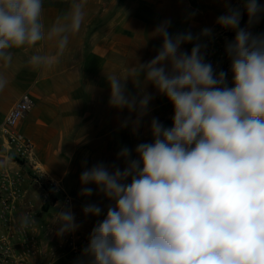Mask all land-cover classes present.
<instances>
[{
    "label": "clouds",
    "instance_id": "obj_1",
    "mask_svg": "<svg viewBox=\"0 0 264 264\" xmlns=\"http://www.w3.org/2000/svg\"><path fill=\"white\" fill-rule=\"evenodd\" d=\"M222 2L225 11L215 24L234 33L224 46L231 86L228 73L206 60L204 41L214 39L213 29L173 34L167 19L153 31L161 46L138 64L134 80L105 75L109 105L130 114L121 127L138 130L154 99L148 85L171 103L172 125L154 117L151 142L117 152L123 167L84 162L79 195L88 198L95 191L109 203L106 210L98 203L83 205V215L97 219L77 264H264V34L251 30L264 4ZM43 3L0 0V69L11 67L13 49L27 51L45 39L55 40L60 56L80 31L85 0H72L47 30ZM186 44H192L190 52L182 50ZM52 63L38 53L27 60L33 69ZM129 80L135 94L127 89ZM7 84L0 71V90ZM56 209L50 224L58 236L79 229L70 203ZM35 222L21 216L17 228L27 232Z\"/></svg>",
    "mask_w": 264,
    "mask_h": 264
},
{
    "label": "crops",
    "instance_id": "obj_2",
    "mask_svg": "<svg viewBox=\"0 0 264 264\" xmlns=\"http://www.w3.org/2000/svg\"><path fill=\"white\" fill-rule=\"evenodd\" d=\"M239 2L231 0L232 6ZM71 3L72 0H44L41 19L46 30ZM224 11L222 0H85L84 23L70 37L62 55H56V42L49 39L27 51L12 50L11 67L0 69L8 80L0 90V123L12 105L28 93L34 107L20 121L15 133L27 139L33 151L23 162L0 152V172H7L18 185L17 195H24L23 202L19 198L15 203L12 224L25 214L35 217L36 222L27 231L33 241L27 245V252L17 247L21 241L16 239L11 260L37 264L43 249L46 258L54 254L56 226L50 224V217L65 199L72 202L75 218H86L82 213L86 203H98L106 210L109 202L95 191L88 198L79 195V177L85 161L88 167L101 161L123 165L117 160V152L123 146L134 152L138 143L151 142L150 122L154 117L171 127L173 107L152 85L146 91L154 99L138 130L134 133L131 125L121 127L130 114L109 105L106 76L116 74L134 80L138 64L151 60L161 46L162 41L154 37L153 31L162 21L171 20L170 33L198 34L203 28L213 29L216 18ZM262 17L251 29L255 34H264ZM227 32V39H233L234 33ZM191 47L192 44H186L182 50L190 52ZM37 53L51 57L52 65L42 69L30 67L27 60ZM127 89L133 94L137 91L131 80ZM131 118L135 119L134 113ZM37 181L55 184L54 204L49 205L48 199L38 194ZM80 228L87 230L86 225ZM69 235L71 240L75 239L72 233ZM23 253L26 254L20 258Z\"/></svg>",
    "mask_w": 264,
    "mask_h": 264
},
{
    "label": "built area",
    "instance_id": "obj_3",
    "mask_svg": "<svg viewBox=\"0 0 264 264\" xmlns=\"http://www.w3.org/2000/svg\"><path fill=\"white\" fill-rule=\"evenodd\" d=\"M228 32L215 25L213 28L214 39L207 40L206 60L211 62L213 67L217 71L224 70L228 73L227 82L231 86V72L230 61L227 58L224 46L227 39ZM34 102L28 93L23 94L11 107L3 121L0 123V152L5 151L17 161L23 162L27 156L33 151V145L25 139L22 135L15 133L20 121L32 110ZM18 181V180H17ZM38 188L41 189L42 194L48 198L49 190L55 189V184L43 185L40 182H36ZM46 186L48 188L46 189ZM8 187H12L10 190ZM18 185L9 178L7 172H0V264H27V261H14V257H11V251L15 247L14 242L16 239L21 241L17 247L28 250V246L32 244V239L29 233L19 231L17 228V222L13 219V211L15 210V203L18 199H22L24 195H17ZM16 189V191H15ZM70 203L72 208V202L69 199H65L62 204ZM26 215V214H25ZM70 246L75 247L74 243L70 242ZM21 254L20 258L24 256Z\"/></svg>",
    "mask_w": 264,
    "mask_h": 264
},
{
    "label": "rangeland",
    "instance_id": "obj_4",
    "mask_svg": "<svg viewBox=\"0 0 264 264\" xmlns=\"http://www.w3.org/2000/svg\"><path fill=\"white\" fill-rule=\"evenodd\" d=\"M258 2L264 4V0H258ZM261 21L264 22V17H262ZM262 28H264V26H262ZM120 167H123V165H120ZM47 188L48 186H46V189ZM48 192V198H45V196L44 198L48 199L49 205H52L55 203L54 190H49ZM41 195H43L42 192ZM102 218L103 217H100V219ZM96 219L97 218L94 217L76 218V222L80 225V227L86 225L87 230L79 227L78 230L72 233L75 237L74 240H71L72 238L69 233L61 237L58 236L55 231L57 243H55L54 254L51 256L49 255L48 258H46V249H43V251H40V258L37 264H77V260L81 256L82 249L87 245L89 233L94 226ZM70 242L74 243L75 247L70 246Z\"/></svg>",
    "mask_w": 264,
    "mask_h": 264
},
{
    "label": "trees",
    "instance_id": "obj_5",
    "mask_svg": "<svg viewBox=\"0 0 264 264\" xmlns=\"http://www.w3.org/2000/svg\"><path fill=\"white\" fill-rule=\"evenodd\" d=\"M246 23H247V15L245 14V15L242 16L241 25L240 26L244 27L246 25ZM33 179L36 180L35 177H33ZM35 189L38 192V194L41 195V192H42L41 189L38 188V187H35Z\"/></svg>",
    "mask_w": 264,
    "mask_h": 264
}]
</instances>
